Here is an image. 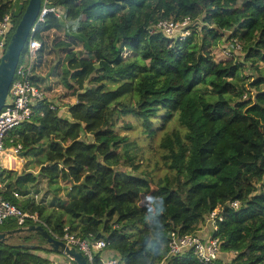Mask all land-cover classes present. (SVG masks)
<instances>
[{"label":"trees","instance_id":"obj_1","mask_svg":"<svg viewBox=\"0 0 264 264\" xmlns=\"http://www.w3.org/2000/svg\"><path fill=\"white\" fill-rule=\"evenodd\" d=\"M14 4L0 0V18ZM43 5L59 15L49 11L36 22L32 36L41 47L33 80L39 82L47 55L57 54L52 72L58 71L75 101L66 114L41 99L30 119L8 132L4 145L21 143L27 160L21 170L0 165V196L43 221L27 218L26 226L41 223L58 235L67 227L105 240V250L88 264H103L102 254L118 256V264H222L223 252L228 264H264V0H42ZM185 16L194 21L182 38L154 28L161 19ZM228 27L233 31L224 36ZM224 39L238 42V61L213 58L211 48ZM121 120L129 132L119 133ZM139 135L149 145L158 142L159 157L145 156ZM30 164L37 172L27 169ZM43 189L52 193L49 201L35 198ZM153 197H162L167 208L154 219L148 208L159 200L154 205ZM216 208L221 219L213 228L206 217ZM157 220L167 238L158 256L145 250ZM2 226L10 230L7 240L18 241L0 239V264H49L42 254L53 249L13 232L19 226L15 217ZM204 228L220 241L216 261H200L191 247L169 252L172 231Z\"/></svg>","mask_w":264,"mask_h":264},{"label":"built area","instance_id":"obj_2","mask_svg":"<svg viewBox=\"0 0 264 264\" xmlns=\"http://www.w3.org/2000/svg\"><path fill=\"white\" fill-rule=\"evenodd\" d=\"M23 3L24 0H15L13 8L4 13L0 18V56L4 52L9 37L15 28L16 15L22 14L25 8L24 6L22 9ZM49 11H54L59 15V10L57 8L43 5L37 16L36 22L44 21V15ZM193 21V18L189 16H185L178 21L161 19L154 25V28H158L167 36L182 38L189 34V25H191ZM40 47V41L31 35L25 43L23 55L21 59L19 57L15 67L5 103L0 110V155L5 151L4 140L8 132L22 122L29 120L33 113L34 105L45 98V91L39 85L38 81L33 80V76L36 74L35 62ZM235 47L239 49L238 42L235 43ZM225 51L228 52L227 50ZM48 106L50 108L59 107L62 110L67 108L65 105L61 106L56 100L49 101ZM9 149L10 153L18 155L22 150V145L17 142ZM14 195L19 197L17 192H14ZM230 204L236 207L239 202L234 200ZM9 217H15L18 225L21 227H27L25 225L27 218L35 222H43L37 212L21 210L14 203L0 196V224H3ZM220 219L221 215L218 208L211 210L206 217V221H208L213 228H216V222ZM52 235L63 240L69 247H75L82 251L87 261L91 262L99 251L105 250L106 248L105 240L81 237L69 231L67 227L63 228V232L60 235L55 233H52ZM168 244L170 253H178L185 247H191L199 260L207 263L216 261L220 251V241L217 237H212L210 234L202 235L198 232L177 234L175 231H172ZM73 260L72 256L65 254L62 258L50 259L49 264H73ZM101 261L103 264H118L119 259L118 256L111 255L101 257Z\"/></svg>","mask_w":264,"mask_h":264},{"label":"rangeland","instance_id":"obj_3","mask_svg":"<svg viewBox=\"0 0 264 264\" xmlns=\"http://www.w3.org/2000/svg\"><path fill=\"white\" fill-rule=\"evenodd\" d=\"M232 31L233 30L230 27L224 28L223 29L224 36H227V34L229 35ZM57 33H60V35H62L61 32H58V30H57ZM171 37H173V36H171ZM225 50H227L228 52H226ZM211 53L213 55V58H215L217 60H223V61H231V60L232 61L233 60L238 61L239 58L242 56L241 50L237 49L235 47V44H230L229 40L227 42L226 39L221 40L220 43H218L217 45L212 47ZM56 61H57V54L47 55V59L42 61L41 65L38 68V77H39L38 83L42 87V89L45 91V100L46 101L56 100V101H58V103L61 106L65 105L67 107V104L75 101V96L68 94V90H67L66 86L58 78V75H57L58 71L52 72V66ZM236 61H234V62L236 63ZM60 65L62 66V64H60ZM254 94H255V91H254ZM65 109H67V108H65ZM126 120L128 121L129 118L126 117ZM124 124H125V121L121 120V121H119V123L117 125V129H119V133H121V134L129 132V131L125 132L121 128V127H123ZM136 132L137 131H134L132 133V135H135ZM138 139H139L140 144L143 145V147H144L146 157H150V156L152 158H154L156 156L159 157V151L156 149L157 143H158L157 141L152 143L151 145H149L147 140L143 139L142 136L139 135ZM15 158L17 161H19V170H21L22 168H26L24 158H22V157L21 158L15 157ZM141 159L143 161H145V159L143 157H141ZM153 160H152V162H153ZM27 169L33 170L35 172H37V170H38L36 168V166L33 164L28 165ZM161 172L162 171H159L158 173H161ZM40 186L45 189L46 184H45L44 180L42 181V183H40ZM44 189L42 191H38L35 198L39 200L45 196V198L47 197V200L49 201L52 197V193L47 192ZM44 192H46V195L44 194ZM48 193H50V194H48ZM63 194L64 193L62 192L61 195H63ZM2 227H3L2 224H0V230L2 229ZM21 232L29 234V238L27 239V241L31 242V240H32L31 243H43L45 245V242H43L39 236L38 237L35 236L33 231L24 229ZM9 235L6 236V238L4 239L5 241H7L8 243H16L18 241V239H16V238H11V239L8 238V240H7V237ZM53 251L54 252H52L50 255H48L46 253L45 254L43 253L42 255L48 256L50 259L62 258L65 256V254L60 252V251H55V250H53ZM53 253H57V255L54 256ZM221 256H222V258H221ZM221 256H220L221 263L222 264H228L229 263L228 262L229 261L228 256L225 254L221 255ZM73 264H76V262L74 260H73Z\"/></svg>","mask_w":264,"mask_h":264},{"label":"water","instance_id":"obj_4","mask_svg":"<svg viewBox=\"0 0 264 264\" xmlns=\"http://www.w3.org/2000/svg\"><path fill=\"white\" fill-rule=\"evenodd\" d=\"M42 0H27L25 8L12 31L6 48L0 56V110L5 103L9 85L12 81L15 67L19 60L22 49L28 38L33 34L35 22L41 9ZM31 230L36 231L45 239V243L53 250L60 251L64 254L72 256L77 264H88L86 257L79 249L69 247L63 240L58 239L50 233L48 229L41 224H32L27 227L18 226L14 229L19 231ZM10 233L0 230V239L4 240ZM24 245H31L26 243ZM33 246V245H31Z\"/></svg>","mask_w":264,"mask_h":264},{"label":"clouds","instance_id":"obj_5","mask_svg":"<svg viewBox=\"0 0 264 264\" xmlns=\"http://www.w3.org/2000/svg\"><path fill=\"white\" fill-rule=\"evenodd\" d=\"M157 200H159L158 207L148 208V213L152 219L163 216L167 211L165 201L162 197H153L151 203L155 205ZM166 245L167 238L164 225L161 221L157 220L153 235L146 242L145 250L157 256L163 255L166 251Z\"/></svg>","mask_w":264,"mask_h":264},{"label":"crops","instance_id":"obj_6","mask_svg":"<svg viewBox=\"0 0 264 264\" xmlns=\"http://www.w3.org/2000/svg\"><path fill=\"white\" fill-rule=\"evenodd\" d=\"M63 110L65 111L64 113H66V110L65 109H63ZM11 146L12 145L5 146V151L2 153V155H0V165L4 166V167H7V168H11V169H19V161H17L15 157L24 158L25 159V163H26L27 159H26V157L24 155L25 151L21 150V152L18 155H13L12 153L9 152V150H10L9 148ZM36 168H37V166H36ZM198 233H200L202 235H209V230L204 228V229L199 230ZM50 254L51 253H49L48 255H50ZM110 254H111V252L105 251V255H110ZM224 254L225 253L223 252V255ZM231 254H233V253H231ZM53 255L55 256V255H57V253H53ZM101 256L103 257L104 255L102 254Z\"/></svg>","mask_w":264,"mask_h":264}]
</instances>
